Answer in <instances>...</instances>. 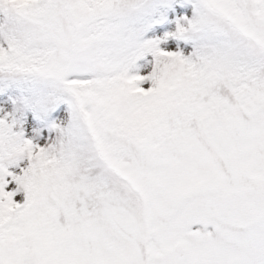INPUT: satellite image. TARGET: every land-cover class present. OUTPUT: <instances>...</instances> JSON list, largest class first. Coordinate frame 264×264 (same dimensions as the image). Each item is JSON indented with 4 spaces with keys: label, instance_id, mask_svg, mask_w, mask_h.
Returning <instances> with one entry per match:
<instances>
[{
    "label": "snow or ice",
    "instance_id": "1",
    "mask_svg": "<svg viewBox=\"0 0 264 264\" xmlns=\"http://www.w3.org/2000/svg\"><path fill=\"white\" fill-rule=\"evenodd\" d=\"M0 264H264V0H0Z\"/></svg>",
    "mask_w": 264,
    "mask_h": 264
}]
</instances>
